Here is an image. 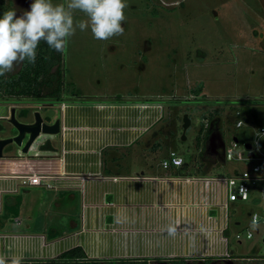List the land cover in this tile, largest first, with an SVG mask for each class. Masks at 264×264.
I'll list each match as a JSON object with an SVG mask.
<instances>
[{
	"label": "rangeland",
	"instance_id": "1",
	"mask_svg": "<svg viewBox=\"0 0 264 264\" xmlns=\"http://www.w3.org/2000/svg\"><path fill=\"white\" fill-rule=\"evenodd\" d=\"M9 2L10 6L5 4L7 9L0 10V15L9 9L23 12L31 0ZM127 3L123 35L97 40L89 29L77 30L69 38L60 59L63 70L60 100L0 99V139L17 133L8 120L12 108L19 121H31L33 113L39 111L45 121L52 122L60 117L61 100L111 101L138 96L139 100L161 103L163 119L132 146L117 148L121 155L117 163L121 165L113 170L202 174L208 164L214 163V157L203 149L205 123L214 118L223 149L236 138V151L243 156L248 154L244 145L252 142L255 132L264 126V0H127ZM76 16L84 18L82 13ZM19 66L8 74L16 72ZM185 114L190 125L182 139ZM238 120L244 122L240 127L236 126ZM59 136L40 134L32 149L36 145L37 155L47 153L46 147L40 146L47 142L59 150ZM149 140L152 147L146 148ZM261 141L259 150L254 148L253 156L247 160L217 162L206 173L231 175L256 164L263 165L264 139ZM16 149L15 144H9L3 154H14ZM223 149L219 147V154L214 156L223 154ZM170 151L182 157L185 169L161 166ZM261 172L264 174V168ZM263 203L257 187L252 186L247 200L231 204L236 212L229 211L227 238L229 250L235 256H264V224H259L257 232L250 227V214L261 213ZM236 220L239 224L234 223ZM247 229L253 232L250 239L245 238ZM236 233L241 235L240 242Z\"/></svg>",
	"mask_w": 264,
	"mask_h": 264
},
{
	"label": "crops",
	"instance_id": "2",
	"mask_svg": "<svg viewBox=\"0 0 264 264\" xmlns=\"http://www.w3.org/2000/svg\"><path fill=\"white\" fill-rule=\"evenodd\" d=\"M126 98L62 100L59 150L42 142L47 153L31 145L0 159V254L45 259L79 247L93 258L237 257L227 238L236 201L223 207L222 175L206 173L223 157L197 175L116 170L117 148L138 142L164 115L161 103ZM30 170L55 174L57 189L20 185L18 174Z\"/></svg>",
	"mask_w": 264,
	"mask_h": 264
},
{
	"label": "clouds",
	"instance_id": "3",
	"mask_svg": "<svg viewBox=\"0 0 264 264\" xmlns=\"http://www.w3.org/2000/svg\"><path fill=\"white\" fill-rule=\"evenodd\" d=\"M127 0H31L27 10L9 9L0 15V77H6L17 65H35L40 44L51 51L63 53L77 30L91 31L97 40H108L124 34ZM84 18L78 19L76 14ZM44 59H51L45 56ZM257 150L264 133H256ZM259 216L253 215L250 227L259 226ZM251 234V233H250ZM22 255L0 254V264H22Z\"/></svg>",
	"mask_w": 264,
	"mask_h": 264
},
{
	"label": "trees",
	"instance_id": "4",
	"mask_svg": "<svg viewBox=\"0 0 264 264\" xmlns=\"http://www.w3.org/2000/svg\"><path fill=\"white\" fill-rule=\"evenodd\" d=\"M7 3H6V2ZM10 6L9 0H0V10ZM50 56L51 59H44ZM61 53L51 51L45 43H41L35 65H20L13 74L0 77V99L7 98H49L60 100L62 97L63 70L61 67ZM62 101V100H61ZM60 101V102H61ZM217 118L208 122L205 133V145L209 135L218 131ZM215 161V157L212 160ZM237 173V172H236ZM79 247H73L61 254V260L51 264H73L74 257L83 256ZM97 264V263H93Z\"/></svg>",
	"mask_w": 264,
	"mask_h": 264
},
{
	"label": "built area",
	"instance_id": "5",
	"mask_svg": "<svg viewBox=\"0 0 264 264\" xmlns=\"http://www.w3.org/2000/svg\"><path fill=\"white\" fill-rule=\"evenodd\" d=\"M61 106H64V103H60ZM244 124L242 120H238L236 122V126L240 127ZM205 127H208V123H205ZM261 132L264 133V126H260L259 129L255 132L253 141L250 143V148L247 149L244 145V148L250 152L253 151L255 147L254 141L257 139L256 133ZM262 141L259 140V144L261 145ZM264 145V141H263ZM237 148V141L233 139L231 141L230 145L224 147L223 149V158L225 161H231L233 159H239V160H247L250 158L248 154L243 156L242 153L236 151ZM262 157L261 160H263V165L256 164L252 166L250 169H244L240 173L232 172L231 175H222L218 176L215 179L217 181H220L224 184L226 189V198L225 202L223 204V207L226 208L227 202H235V201H243L247 200L249 197V194L251 192V187L253 188L257 187V190L260 193L261 198L264 200V174H262L261 170L264 168V152L261 153ZM183 164V159L181 156H179L175 151H170L168 154V158L161 161V166L163 168H168L170 165L178 167ZM19 184L20 185H33V186H42L47 189H57V176L55 174H49L46 172H35L33 170L30 171H22L18 174ZM115 179V178H114ZM262 212H252L250 214V219L252 222L253 215L259 216V224H264V203L262 206ZM256 231V230H255ZM258 231V229H257ZM256 231V232H257ZM251 233V234H250ZM253 236V232L250 229H247L245 238L250 239ZM235 238L240 240L241 235L239 233H236Z\"/></svg>",
	"mask_w": 264,
	"mask_h": 264
},
{
	"label": "water",
	"instance_id": "6",
	"mask_svg": "<svg viewBox=\"0 0 264 264\" xmlns=\"http://www.w3.org/2000/svg\"><path fill=\"white\" fill-rule=\"evenodd\" d=\"M9 122H11L16 130L17 133L11 137L1 138L0 139V158L4 157L3 149L5 146L9 144H15L18 149H16V154L18 153H26L30 146L33 144L35 139L40 134H58L60 132V118H55L52 122L51 121H45L43 117L41 116V113L39 111H35L33 113V119L31 121H19L15 117V109L12 108L10 111V117ZM190 125V119L185 114L183 116V134L182 139L185 138L184 132ZM235 141H237L236 138H234ZM221 147L223 149V142L221 139V134L218 132L213 131L207 140L206 143V151H210L212 154H219L218 148ZM247 149H249L251 146L250 144H246L245 146ZM15 154V155H16ZM249 157L253 156V153L250 152L248 154ZM221 160H223V155L218 156ZM257 231V229H256ZM264 242V238H263Z\"/></svg>",
	"mask_w": 264,
	"mask_h": 264
},
{
	"label": "flooded vegetation",
	"instance_id": "7",
	"mask_svg": "<svg viewBox=\"0 0 264 264\" xmlns=\"http://www.w3.org/2000/svg\"><path fill=\"white\" fill-rule=\"evenodd\" d=\"M210 157H215L210 151L205 152ZM240 242V241H238ZM61 260V255L55 258H31L23 259L22 264H51ZM255 261V262H254ZM73 264H264L263 259H254L253 257H221V258H187L183 256L168 258H140V259H109V258H93L85 253L81 257H74Z\"/></svg>",
	"mask_w": 264,
	"mask_h": 264
}]
</instances>
